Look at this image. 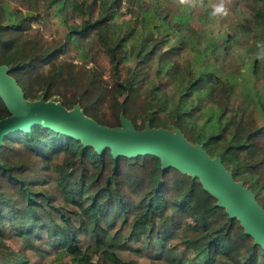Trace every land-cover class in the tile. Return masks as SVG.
Here are the masks:
<instances>
[{
	"label": "trees",
	"instance_id": "16d2710c",
	"mask_svg": "<svg viewBox=\"0 0 264 264\" xmlns=\"http://www.w3.org/2000/svg\"><path fill=\"white\" fill-rule=\"evenodd\" d=\"M253 1L264 21V0ZM66 2L62 23L54 15ZM120 5L49 0L12 21L0 1V65L25 99L78 104L109 127L123 113L137 130L180 129L220 156L264 209V112L210 66L197 73L192 46L165 47L171 24L189 29L186 15L161 22L164 37L160 25L112 21ZM204 110L217 114L209 133L198 123ZM9 115L0 97V119ZM0 164V264H68L50 255L75 264H264V248L198 177L162 168L157 156L114 157L34 124L3 137Z\"/></svg>",
	"mask_w": 264,
	"mask_h": 264
},
{
	"label": "water",
	"instance_id": "95a60500",
	"mask_svg": "<svg viewBox=\"0 0 264 264\" xmlns=\"http://www.w3.org/2000/svg\"><path fill=\"white\" fill-rule=\"evenodd\" d=\"M9 70L6 65H0V97L10 113L0 119V146L4 136L40 124L81 140L84 145H92L96 151L109 148L114 157L157 156L162 168L173 167L198 177L203 188L217 199L216 204L236 218L245 233L264 248V209L255 194L233 178L220 156H209L203 145L189 142L180 129L151 127L147 122L143 129L137 130L123 113L120 124L109 127L86 116L78 104L67 109L60 101L43 97L25 99Z\"/></svg>",
	"mask_w": 264,
	"mask_h": 264
},
{
	"label": "rangeland",
	"instance_id": "374dc122",
	"mask_svg": "<svg viewBox=\"0 0 264 264\" xmlns=\"http://www.w3.org/2000/svg\"><path fill=\"white\" fill-rule=\"evenodd\" d=\"M8 9L12 21L22 14H38L44 9L49 0H0ZM69 1V0H68ZM111 7L121 3L119 14L111 20L120 23L130 21L135 28L145 23L160 25L159 36L166 35L164 23L173 22V14L187 16L189 29L177 24L170 25V34L165 47L179 45L192 46L195 59V70L199 73L201 67L209 69L229 82H233L243 89L253 100L257 109L264 112V21L256 16L258 3L253 0H223L227 15H213L216 5L221 0H187L181 4L179 0H121L118 3L107 0ZM157 13L153 17L154 14ZM160 17H157V16ZM54 16L62 23L70 18V6L66 2L63 10ZM185 17L183 18V22ZM161 22L163 24H161ZM35 26V23L32 24ZM171 35V36H170ZM128 46H124L126 64L134 66V56L128 55ZM171 106V105H170ZM204 115L198 123L204 125L207 133L211 132V125L217 120L216 112L204 110ZM206 119H209L206 121ZM49 259L57 263L75 264L67 257L55 260L54 255Z\"/></svg>",
	"mask_w": 264,
	"mask_h": 264
},
{
	"label": "clouds",
	"instance_id": "9594fccd",
	"mask_svg": "<svg viewBox=\"0 0 264 264\" xmlns=\"http://www.w3.org/2000/svg\"><path fill=\"white\" fill-rule=\"evenodd\" d=\"M179 2L181 4H184L187 2V0H179ZM214 16L215 15H220V14H223V15H227V10H226V7H225V4L223 3V0H221V2L215 6L214 8V11L212 13Z\"/></svg>",
	"mask_w": 264,
	"mask_h": 264
}]
</instances>
